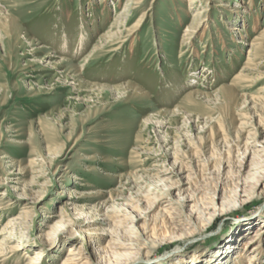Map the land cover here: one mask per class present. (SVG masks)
<instances>
[{"label": "rangeland", "instance_id": "374dc122", "mask_svg": "<svg viewBox=\"0 0 264 264\" xmlns=\"http://www.w3.org/2000/svg\"><path fill=\"white\" fill-rule=\"evenodd\" d=\"M0 15V264H264V0Z\"/></svg>", "mask_w": 264, "mask_h": 264}, {"label": "bare ground", "instance_id": "6f19581e", "mask_svg": "<svg viewBox=\"0 0 264 264\" xmlns=\"http://www.w3.org/2000/svg\"><path fill=\"white\" fill-rule=\"evenodd\" d=\"M1 16V15H0ZM5 17V16H4ZM10 19V18H9ZM120 19V18H119ZM6 21V20H5ZM8 21V20H7ZM121 21H122V19H121ZM5 24H6V22H5ZM10 24V23H9ZM7 25V24H6ZM12 25H14L13 23H12ZM8 26V28H7V30L9 31V25H7ZM15 26V25H14ZM11 27V26H10ZM14 30V29H13ZM4 31V30H3ZM10 35V34H9ZM12 35V34H11ZM20 35V34H19ZM12 36H10V38H11ZM117 37V36H116ZM14 38H17V37H15L14 36ZM118 38V37H117ZM7 39V38H6ZM12 40V39H11ZM86 36L84 35V34H82V33H79L78 35H77V38H76V41H75V46H78V48H82L81 46H85V44H86ZM11 42H9V39H8V41L7 40H1L0 41V47L2 48V50H6L7 51V48L9 47V44H10ZM14 43V42H13ZM5 51V52H6ZM6 59V58H5ZM254 148H258V149H260V152H262V153H264V145L263 144H258L257 142L255 143V145L253 146ZM246 159V156L245 157H243V160H245ZM173 169V168H172ZM169 170V169H168ZM160 172V171H159ZM176 175V174H175ZM167 176V175H166ZM164 180V179H163ZM166 180V179H165ZM168 180V179H167ZM179 199V201H180V205L181 206H189V203L190 202H192L190 199H188V198H185V197H179L178 198ZM156 201V200H155ZM177 203V202H176ZM236 204H238V203H236ZM11 223V222H10ZM6 228H8V227H6ZM256 229H258L257 227L255 228V229H252L251 230V232L253 231V230H256ZM5 231L6 230H4L3 229V231L0 233V235H3V234H5ZM250 232V233H251ZM55 233V232H54ZM248 241V239L245 241V242H247ZM1 248V247H0ZM242 249V248H241ZM253 249L254 248H252V246L251 247H248L247 248V253L248 252H253ZM247 257H249L248 258V260H246L247 262H251L252 261V264L254 263V264H257V263H259V260L257 259V257L256 256H252L251 254H249ZM34 260H35V262H37V260H38V258L36 257H34ZM35 262H31L30 261V264H39V262L38 263H35ZM65 264H76V260H75V257H73V254H72V252H71V250L68 252V258H67V260H66V262H65Z\"/></svg>", "mask_w": 264, "mask_h": 264}]
</instances>
